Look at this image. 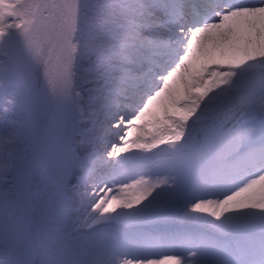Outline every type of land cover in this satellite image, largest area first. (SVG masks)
Listing matches in <instances>:
<instances>
[{
    "label": "snow or ice",
    "instance_id": "6c2138e0",
    "mask_svg": "<svg viewBox=\"0 0 264 264\" xmlns=\"http://www.w3.org/2000/svg\"><path fill=\"white\" fill-rule=\"evenodd\" d=\"M0 264H264V0H0Z\"/></svg>",
    "mask_w": 264,
    "mask_h": 264
},
{
    "label": "rangeland",
    "instance_id": "374dc122",
    "mask_svg": "<svg viewBox=\"0 0 264 264\" xmlns=\"http://www.w3.org/2000/svg\"><path fill=\"white\" fill-rule=\"evenodd\" d=\"M145 179H148V178L146 177ZM154 182H158V181H155V180H154ZM122 259H125V258H122Z\"/></svg>",
    "mask_w": 264,
    "mask_h": 264
}]
</instances>
